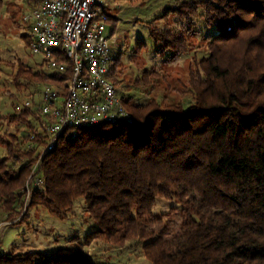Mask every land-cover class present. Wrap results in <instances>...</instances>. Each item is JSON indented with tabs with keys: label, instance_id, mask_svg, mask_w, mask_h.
I'll use <instances>...</instances> for the list:
<instances>
[{
	"label": "trees",
	"instance_id": "16d2710c",
	"mask_svg": "<svg viewBox=\"0 0 264 264\" xmlns=\"http://www.w3.org/2000/svg\"><path fill=\"white\" fill-rule=\"evenodd\" d=\"M201 8L217 34L190 77L194 104L162 108L151 99L140 106L121 97L132 122L69 128L41 161L45 132L28 144L14 136L2 145L0 223L24 215L32 189L30 209L61 218L85 198L97 226L88 244L136 242L152 264H264V0H190L170 13L190 25ZM150 34L163 58L187 54V39L172 30ZM116 59L108 76L115 86ZM18 75L33 86L62 83L72 67L50 76L20 66ZM160 199L181 205L178 229L170 214H155ZM0 264L100 263L61 248L57 254L0 252Z\"/></svg>",
	"mask_w": 264,
	"mask_h": 264
},
{
	"label": "rangeland",
	"instance_id": "374dc122",
	"mask_svg": "<svg viewBox=\"0 0 264 264\" xmlns=\"http://www.w3.org/2000/svg\"><path fill=\"white\" fill-rule=\"evenodd\" d=\"M189 1H110L108 12L119 20L116 22L111 18L109 33L117 36L112 49L113 57L117 58L114 76L120 97H126L140 106H146L151 99L157 100L162 108L180 106L185 109L194 104L193 97L187 94L190 77L193 72H197L199 64L209 57V42L217 34V28L209 27L202 19V8L197 17H192L190 25L177 14L170 13L183 2ZM33 5V0H0V158L7 155L3 143L14 142V136L28 144V140H32L37 132L46 131V123L43 122L46 118L39 108L42 92L49 84L61 87V83H51L49 80L33 86L29 84V77L17 79L20 66L31 73L43 70L46 75H53L42 68L43 58L31 52L29 39L26 38L24 17ZM154 30H172L176 35L186 38L187 54L172 59L163 58V53L158 51L151 38L150 33ZM145 72L149 73L142 78ZM28 101L35 104L30 111L38 112H34V116L26 112ZM39 120L43 122V129L38 125ZM23 147L27 148L24 143ZM44 189V184H38L39 191L44 192ZM33 198L30 189L24 215L13 222L0 223L1 253L37 251L57 254L58 250L65 248L76 249L100 264H152L143 250L136 246V242H129L125 247L110 244L104 239L86 243V237L97 226L89 214L85 198L78 199L63 218L43 207L30 209ZM180 211L178 201L167 199H160L154 210L156 215L170 214L169 219L175 229L181 224Z\"/></svg>",
	"mask_w": 264,
	"mask_h": 264
},
{
	"label": "built area",
	"instance_id": "2783aa9c",
	"mask_svg": "<svg viewBox=\"0 0 264 264\" xmlns=\"http://www.w3.org/2000/svg\"><path fill=\"white\" fill-rule=\"evenodd\" d=\"M110 1L33 0L24 17L29 48L43 58L45 68L53 75H63L69 64L72 67L71 78L61 87L49 84L42 92L39 108L47 124L40 161L56 148L69 128L133 120L108 77L117 38L109 33ZM32 105L34 102L26 103V107Z\"/></svg>",
	"mask_w": 264,
	"mask_h": 264
}]
</instances>
